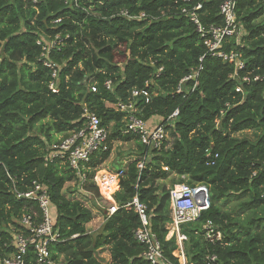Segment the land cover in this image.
Returning <instances> with one entry per match:
<instances>
[{"label":"trees","instance_id":"trees-1","mask_svg":"<svg viewBox=\"0 0 264 264\" xmlns=\"http://www.w3.org/2000/svg\"><path fill=\"white\" fill-rule=\"evenodd\" d=\"M223 1L0 0V255L12 251L5 229H18V218L31 206L15 198L13 184L25 191L37 182L48 188L55 211L60 238L50 247L55 260L62 256L64 264H100L95 254L106 249L107 264H150L133 237L138 216L122 208L137 196L164 257L176 264L177 238H168L167 229L172 222L169 192L186 184L205 186L209 196L208 209L179 226L187 263L264 264V0L237 2L236 19L245 36L239 45L233 39L224 44V51L241 54L244 68L236 78L232 65L206 54L194 26L180 13L198 2L202 23L219 26ZM121 11L146 17L127 19ZM56 37L57 48L48 56L60 66L54 93L48 89L50 71L38 61L37 42ZM203 56L197 88L175 94ZM244 76L249 82L242 81ZM106 81L111 90L105 89ZM145 82L147 91L156 94L148 104L135 100L138 117L145 122L158 117L164 124L178 110L169 132L173 143L166 150L148 151L134 136L122 134L124 114L116 104L130 100ZM84 110L96 114L110 136L107 152L94 154L86 164V193H81L75 174L58 163L45 167L43 155L54 134L66 137L82 128ZM245 131L259 135L254 141L235 137ZM118 144L130 148L110 162L108 173L118 176V190L114 177L97 178L102 195L113 194L119 207L108 216L111 204L100 196L94 176L106 171ZM145 155L139 172L136 166ZM208 222L219 240L206 237ZM26 262L33 264L31 251Z\"/></svg>","mask_w":264,"mask_h":264},{"label":"built area","instance_id":"built-area-1","mask_svg":"<svg viewBox=\"0 0 264 264\" xmlns=\"http://www.w3.org/2000/svg\"><path fill=\"white\" fill-rule=\"evenodd\" d=\"M33 3L36 0H30ZM77 3L78 0H72ZM185 4H190L194 0H181ZM238 0H224L218 8V15L222 20L221 25L216 26L214 24L204 25L201 21L202 4L196 3L194 6L188 5L181 8V15L185 16L188 21L194 26L196 33L202 40V44L205 48L206 54L211 57L221 59L223 62H227L233 67L232 78H236L238 71L244 68V64L241 60V54L234 50L224 51V44L233 39L236 45L240 44L241 38L245 36V32L241 24L236 19V6ZM121 16L127 19H142L146 15L141 13L137 16L129 15L127 11H121ZM59 22V21H57ZM56 40L48 41L45 43L43 40H39L37 45L41 47V54L38 59L44 67H46L51 74L52 81L50 82L48 89L52 92L57 91L56 80L58 79V73L60 66L52 61L48 56L52 48L56 47ZM199 65L189 71L188 75L183 77L176 89L175 94H184L187 92H193L198 85L199 74L202 70ZM162 72V68L156 70V77ZM258 77H254V81L258 80ZM243 82H249V78L244 76ZM104 87L107 90H111L112 85L110 81L104 83ZM148 82H145L144 88L141 90H133L131 92V99L127 102L119 101L116 104V108L119 112L124 114V128L122 134H129L134 136L138 143L147 148L148 151H161L169 148L168 133L172 127L174 119L178 115V110H175L166 119V123H160L154 126H150L143 119L138 117L135 113L137 98L144 100V104H148L151 101L152 96L156 93L150 94L147 91ZM92 92H96L95 87L90 88ZM84 123L81 129L75 132L69 133L66 137H62L60 140L53 141L47 145L46 152L43 155V163L46 167L52 163H58L61 166H65L79 180L77 191L86 193L83 189L85 182V175L83 170L86 164L90 161L91 157L96 153L107 152L109 148V130L102 126L99 117L87 110H84L83 114ZM170 134V133H169ZM206 155L211 156L209 151H206ZM217 155H213V159ZM148 160V155H145L143 159L137 164L136 168L140 172ZM98 173V172H96ZM101 180L105 177L112 178L111 176L100 175ZM98 174L94 176V183L97 184ZM116 179L118 187V176ZM12 192L17 200H24L31 203V206L25 208L17 220L18 229L12 225H8L5 229L9 234L10 242L7 248H11L12 251L0 255V264H26V257L31 251L33 257V264H64L63 257L55 260L50 247L60 242L58 230L54 224V214L51 213V202L48 193V188L44 184L32 182L30 188L25 191L18 190L14 184ZM113 195V194H112ZM106 198L111 206L107 209V215H113L118 206L112 199ZM104 199V198H103ZM170 199V214L172 222L170 227H174L177 237L178 248L173 253V257L177 260L176 264H188L181 245L182 238L179 235V226L185 223L195 221L202 211H205L209 207L208 190L205 186L190 187L186 184H179L173 186L169 192ZM105 200V199H104ZM122 208L132 210L138 216L140 227H138L133 237L136 242L142 245L145 249L143 257L150 264H173L164 257L161 244L158 241L156 235L149 230V218L147 215L146 206L141 203L137 196L122 206ZM206 237L220 239V233H216L213 236V227L208 222L205 227ZM5 247V246H4ZM210 261H214L215 257L209 258Z\"/></svg>","mask_w":264,"mask_h":264},{"label":"rangeland","instance_id":"rangeland-1","mask_svg":"<svg viewBox=\"0 0 264 264\" xmlns=\"http://www.w3.org/2000/svg\"><path fill=\"white\" fill-rule=\"evenodd\" d=\"M47 121V120H46ZM46 121H43L42 123H45ZM154 121H157V122H160L161 119L158 118V117H154L152 119V122L154 123ZM259 135V132L258 131H245V132H242V133H239V134H236L235 137L238 138V139H245V140H249V141H254ZM63 136L62 135H59V134H54L53 136V139L54 141H57V140H60ZM173 143V138L171 137V135L168 133V141H167V144L170 148L171 144ZM130 148H129V144H118L115 148H113L112 150V155L110 156V159L107 161V163L104 165V168L106 169L107 172H111L110 171V168L112 167L110 162L113 160V158L116 156L117 152H120L121 154H126L127 152H129ZM121 164L119 165H115L114 166V169L118 170L119 167H120ZM99 173V172H98ZM97 175V173L95 174V176ZM166 186L168 187L169 186V180L165 182ZM97 188H98V192L100 194V196L102 198H104L105 200H107L101 193L100 191V188L98 187V185L96 184ZM117 190H118V187H117ZM231 205H234V203H232ZM230 205V206H231ZM54 208L52 209L51 208V213L54 214ZM95 226L97 223H94ZM167 229L169 230V233H168V237H171L170 236V226L167 225ZM175 234V233H174ZM176 236V234H175ZM177 238V237H176ZM95 259L100 263V264H107L108 261H109V253L106 249H103L101 251H98L96 254H95Z\"/></svg>","mask_w":264,"mask_h":264},{"label":"crops","instance_id":"crops-1","mask_svg":"<svg viewBox=\"0 0 264 264\" xmlns=\"http://www.w3.org/2000/svg\"><path fill=\"white\" fill-rule=\"evenodd\" d=\"M154 117H152V118H150V120L149 121H147V124L148 125H150V126H154V125H157V124H159L160 122H157V121H154V123L152 122V119H153ZM99 173H97L98 175H106V176H111V177H115V175H111V174H109L107 171H104V170H100V171H98ZM174 228V227H173ZM174 232H175V229H174ZM174 232H170V236H172L173 234H174ZM169 238V237H168ZM109 261H110V257H109ZM108 261V262H109Z\"/></svg>","mask_w":264,"mask_h":264},{"label":"bare ground","instance_id":"bare-ground-1","mask_svg":"<svg viewBox=\"0 0 264 264\" xmlns=\"http://www.w3.org/2000/svg\"><path fill=\"white\" fill-rule=\"evenodd\" d=\"M170 232L172 233V231H171V227H170Z\"/></svg>","mask_w":264,"mask_h":264},{"label":"water","instance_id":"water-1","mask_svg":"<svg viewBox=\"0 0 264 264\" xmlns=\"http://www.w3.org/2000/svg\"><path fill=\"white\" fill-rule=\"evenodd\" d=\"M169 215H170V212H169Z\"/></svg>","mask_w":264,"mask_h":264}]
</instances>
